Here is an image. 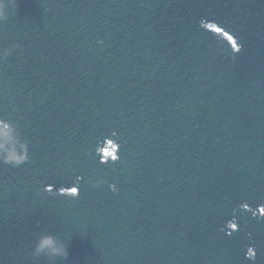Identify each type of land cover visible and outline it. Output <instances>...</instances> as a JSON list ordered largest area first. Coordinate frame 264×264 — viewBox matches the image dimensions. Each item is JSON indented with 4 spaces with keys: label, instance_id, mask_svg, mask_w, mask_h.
<instances>
[{
    "label": "water",
    "instance_id": "water-1",
    "mask_svg": "<svg viewBox=\"0 0 264 264\" xmlns=\"http://www.w3.org/2000/svg\"><path fill=\"white\" fill-rule=\"evenodd\" d=\"M9 11L0 118L29 159L0 163V264H264V0ZM41 232L67 257H33Z\"/></svg>",
    "mask_w": 264,
    "mask_h": 264
},
{
    "label": "clouds",
    "instance_id": "clouds-1",
    "mask_svg": "<svg viewBox=\"0 0 264 264\" xmlns=\"http://www.w3.org/2000/svg\"><path fill=\"white\" fill-rule=\"evenodd\" d=\"M16 8V0H0V25L6 21L10 15V9L15 11ZM225 35L228 36L229 40L232 42V47L235 51H237L236 46L234 45V40L229 37L227 33ZM22 47L18 42H13L10 47L0 48V60L8 57L13 49ZM108 148L104 150V158L101 159V163L107 162L109 159L107 157H111L112 161H116L118 159L117 150L118 145H114L112 140H108ZM29 159L28 152V142L25 141L20 143L15 141L13 136V126L11 120L0 118V163L11 165L13 167H17L19 165L24 164ZM81 179V177H77V180ZM90 183L93 187H99L102 183H104L103 178L91 180ZM110 188L115 190L114 185H110ZM51 189V186H46L47 191ZM78 188L73 186L71 188H61L59 190L60 194L67 193L68 195L75 197L78 195ZM244 208H247V205H243ZM260 213L264 215V206L260 208ZM231 228H235V223H231L229 225ZM252 251V249H250ZM32 256H46L49 259L52 258H66L68 255L67 246L64 241L58 239L57 236L51 233L41 232L38 234L34 248L32 250Z\"/></svg>",
    "mask_w": 264,
    "mask_h": 264
},
{
    "label": "snow or ice",
    "instance_id": "snow-or-ice-1",
    "mask_svg": "<svg viewBox=\"0 0 264 264\" xmlns=\"http://www.w3.org/2000/svg\"><path fill=\"white\" fill-rule=\"evenodd\" d=\"M209 27H212L211 25L209 26ZM223 29L222 28H220V27H216L215 28V31L216 32H221ZM231 39H233V37L232 36H229ZM234 45L236 46V48H237V51H240V48L237 46V44H236V42L234 41ZM52 189H49V191H51ZM235 227H236V225H235ZM250 249L251 248H249L248 249V256L249 257H252V256H254V253H253V251H250Z\"/></svg>",
    "mask_w": 264,
    "mask_h": 264
}]
</instances>
